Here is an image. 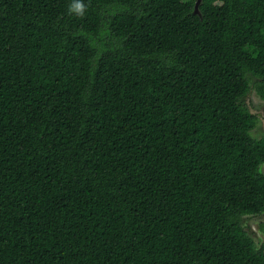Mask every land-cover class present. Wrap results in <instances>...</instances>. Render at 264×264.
I'll use <instances>...</instances> for the list:
<instances>
[{
    "label": "trees",
    "instance_id": "1",
    "mask_svg": "<svg viewBox=\"0 0 264 264\" xmlns=\"http://www.w3.org/2000/svg\"><path fill=\"white\" fill-rule=\"evenodd\" d=\"M0 0V264H264V0Z\"/></svg>",
    "mask_w": 264,
    "mask_h": 264
},
{
    "label": "rangeland",
    "instance_id": "2",
    "mask_svg": "<svg viewBox=\"0 0 264 264\" xmlns=\"http://www.w3.org/2000/svg\"><path fill=\"white\" fill-rule=\"evenodd\" d=\"M245 103L249 111L257 117L255 129L251 135L255 139L264 136V103L255 94L253 88L245 98ZM261 172L264 174V166L261 167ZM264 224V212L256 216H246L242 220V225L247 234L254 240L258 246L263 240L259 226Z\"/></svg>",
    "mask_w": 264,
    "mask_h": 264
},
{
    "label": "clouds",
    "instance_id": "3",
    "mask_svg": "<svg viewBox=\"0 0 264 264\" xmlns=\"http://www.w3.org/2000/svg\"><path fill=\"white\" fill-rule=\"evenodd\" d=\"M69 13L82 17L86 11V5L82 0H72L68 8Z\"/></svg>",
    "mask_w": 264,
    "mask_h": 264
},
{
    "label": "water",
    "instance_id": "4",
    "mask_svg": "<svg viewBox=\"0 0 264 264\" xmlns=\"http://www.w3.org/2000/svg\"><path fill=\"white\" fill-rule=\"evenodd\" d=\"M200 2H201V0L196 1L195 7H194L195 14L198 12V6H199Z\"/></svg>",
    "mask_w": 264,
    "mask_h": 264
}]
</instances>
